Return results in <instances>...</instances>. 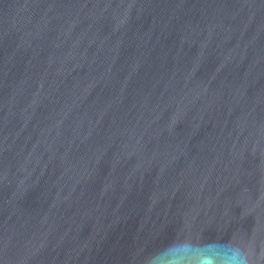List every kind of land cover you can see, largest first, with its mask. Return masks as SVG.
<instances>
[{
    "label": "water",
    "instance_id": "95a60500",
    "mask_svg": "<svg viewBox=\"0 0 264 264\" xmlns=\"http://www.w3.org/2000/svg\"><path fill=\"white\" fill-rule=\"evenodd\" d=\"M181 232L264 242V0H0V264Z\"/></svg>",
    "mask_w": 264,
    "mask_h": 264
},
{
    "label": "clouds",
    "instance_id": "9594fccd",
    "mask_svg": "<svg viewBox=\"0 0 264 264\" xmlns=\"http://www.w3.org/2000/svg\"><path fill=\"white\" fill-rule=\"evenodd\" d=\"M144 264H264V242L230 237L201 243L187 232L144 258Z\"/></svg>",
    "mask_w": 264,
    "mask_h": 264
}]
</instances>
